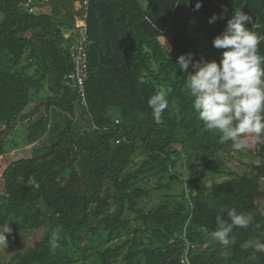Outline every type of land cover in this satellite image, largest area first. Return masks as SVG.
Wrapping results in <instances>:
<instances>
[{"label": "trees", "instance_id": "trees-1", "mask_svg": "<svg viewBox=\"0 0 264 264\" xmlns=\"http://www.w3.org/2000/svg\"><path fill=\"white\" fill-rule=\"evenodd\" d=\"M239 10L264 36V0H0V150L17 121L35 144L31 157L0 166V226L11 229L7 245L0 236L1 264H264V251L242 247L264 242V146L232 151L204 130L177 63L186 54L219 63L225 50L213 40ZM213 15L222 18L209 23ZM84 35L82 90L72 46ZM158 90L169 101L159 122L147 104ZM222 154L261 162L208 183ZM158 192L163 203L146 209ZM232 208L253 223L234 228L225 246L211 232Z\"/></svg>", "mask_w": 264, "mask_h": 264}, {"label": "clouds", "instance_id": "clouds-1", "mask_svg": "<svg viewBox=\"0 0 264 264\" xmlns=\"http://www.w3.org/2000/svg\"><path fill=\"white\" fill-rule=\"evenodd\" d=\"M201 6L198 3L197 10ZM220 18L213 15L209 23ZM246 22L251 23L252 17L241 10L235 11L225 30L214 38L213 46L225 50L219 63L204 60L193 63L192 54L182 55L177 61L187 74L185 86L193 98L192 108L198 114L197 119L203 122L204 130L218 132L222 141H230L232 151L247 150L249 137L264 139V56L258 54V46L264 36L249 30ZM190 65L193 72H188ZM147 104L159 122L169 107L166 92L156 91ZM226 216L227 219L222 214L216 216V230L211 232V237L228 246L233 229L248 228L253 223V216L234 208L229 209ZM10 231L9 225L0 226V236L6 245L5 233ZM60 231L61 228L57 227L52 232L49 240L52 249L58 247ZM202 231L208 230L204 228ZM242 247L264 251V242L249 240ZM181 264H184L183 259Z\"/></svg>", "mask_w": 264, "mask_h": 264}, {"label": "rangeland", "instance_id": "rangeland-1", "mask_svg": "<svg viewBox=\"0 0 264 264\" xmlns=\"http://www.w3.org/2000/svg\"><path fill=\"white\" fill-rule=\"evenodd\" d=\"M141 5L143 7H147L148 5V0H139ZM81 3L80 2H76L75 4V9L76 11H80L81 10ZM49 6L46 3L43 6V11H47L49 10ZM67 36L70 35L71 31L66 32ZM39 105V103L37 104V106ZM36 105L33 104V108ZM40 109L38 111L44 110L43 106H40ZM30 110V109H29ZM29 110L27 111V113H29ZM80 119V115H78L77 117H75V120H79ZM15 128L10 132L7 131L3 140H4V146L2 147V149L0 150V157H3L0 159V166L2 165V159L4 161H6L8 164L9 163H13L19 159L22 158H28L32 156V150L35 147L34 143H31L28 140V125L25 121H23L22 123H18L15 122ZM3 128H0V131ZM248 143H249V147L248 148H252V149H257L260 150L262 148V146H264V139L261 140H257L254 137H249L248 138ZM145 160V156H141L140 158H137L135 160V162H133L130 170L131 171H135L137 170L142 162ZM261 162V159H253L251 156L249 155H220L219 158L213 162L210 163V167H212L213 169L219 171L220 174L217 175H211L210 176V181L208 183H212V182H216V183H222L226 180H229L232 178L233 174L236 175H243L245 173H250L252 172L251 170V166L253 165H259ZM184 170V174L186 177H188L187 171H190L189 169V165L186 164L183 168ZM192 171V170H191ZM149 184L151 187L156 186L157 184V180L154 178H150L149 180ZM262 185V189L264 190V179L261 182ZM163 192H158L155 193L154 196L152 197L151 200H146L145 201V207L146 209L150 210L160 204L163 203V199L164 197H162ZM259 205L261 207V209H264V201L260 200ZM33 238L29 237V239H27V244L31 245L33 244ZM1 246V245H0ZM9 251V248H8ZM3 256H5V252L4 249L1 247L0 248V264L3 261ZM6 260V259H5Z\"/></svg>", "mask_w": 264, "mask_h": 264}, {"label": "built area", "instance_id": "built-area-1", "mask_svg": "<svg viewBox=\"0 0 264 264\" xmlns=\"http://www.w3.org/2000/svg\"><path fill=\"white\" fill-rule=\"evenodd\" d=\"M86 27L85 21L79 19L77 22V29H83ZM72 57L76 64V76L75 80L79 88L83 90L84 80L86 78V68H87V49H86V36L84 35L79 38L72 46Z\"/></svg>", "mask_w": 264, "mask_h": 264}]
</instances>
